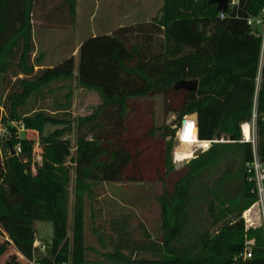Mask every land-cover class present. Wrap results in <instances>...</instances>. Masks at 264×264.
Here are the masks:
<instances>
[{"label":"trees","instance_id":"16d2710c","mask_svg":"<svg viewBox=\"0 0 264 264\" xmlns=\"http://www.w3.org/2000/svg\"><path fill=\"white\" fill-rule=\"evenodd\" d=\"M45 2L0 0V123L9 131L3 154L0 148V236L6 238L0 257L11 244L18 252L11 264H28L38 255L35 223L48 221L53 232L43 264H264V229H246L242 219L256 202L245 170L254 147L243 141V124L255 121L264 162V56L261 36L248 24L264 0H240L224 18L210 0H164L149 22L84 39L77 75L73 54L35 69L43 60L42 52L33 57L35 14L53 21L56 12L67 13L72 25L77 16L78 0H61L49 12ZM77 88L95 92L100 102L74 117ZM157 96L163 114H175L176 127L156 125ZM194 113L197 123L187 117ZM185 117L195 137L186 139L183 126L177 158H188L199 141L212 142L176 168L175 134ZM12 121L25 125L23 138ZM27 132L40 138L42 163L35 172L37 141ZM17 144L22 151L12 153ZM103 182H160L161 235L155 239L143 229L145 240L135 241L127 216L105 234L95 207ZM88 206L94 237L113 249L87 243ZM247 247L252 257L244 260ZM89 251L103 258L91 259ZM142 251L152 257L138 255Z\"/></svg>","mask_w":264,"mask_h":264},{"label":"rangeland","instance_id":"374dc122","mask_svg":"<svg viewBox=\"0 0 264 264\" xmlns=\"http://www.w3.org/2000/svg\"><path fill=\"white\" fill-rule=\"evenodd\" d=\"M164 0H78L76 21L72 25L66 17V14L58 12L52 15L49 21L45 19V15L38 11L35 14V47L38 49L39 55L44 53L43 61L45 67L55 65L59 60L66 55L74 54L81 42L94 34L111 33L119 26H129L138 22H149L161 8ZM61 0H50L48 5H51L49 12L53 7L59 5ZM59 14V15H58ZM44 17V18H43ZM264 56V49H263ZM77 57V56H76ZM263 61V57H262ZM76 73L78 72V59L76 61ZM10 79V78H9ZM259 88V81H258ZM3 86L0 88L2 92ZM72 104V113L74 117L87 115L92 112L93 108L98 105L100 98L95 92H89L83 89H75ZM53 96L49 97L45 103L52 102ZM156 125H169L171 128L176 127L174 121L175 114L170 113L167 116L163 114V100L161 96L156 97ZM12 127L17 138H23L25 134V125L22 121H12ZM22 125V126H21ZM249 131H255V121L248 123ZM51 128L48 126L47 129ZM183 126L181 125L176 130L175 145H174V161L176 168H180L190 158L195 157L204 149L205 143L199 141L193 145L191 155L183 160L177 158L176 147L180 143V137ZM8 128L5 122L0 123V148L1 153L4 151V144L8 141ZM243 135L245 130L242 128ZM28 136L35 137L39 143V135L36 132H27ZM76 132L73 131L68 138L71 141L72 151L75 150ZM19 145V144H17ZM16 145V146H17ZM183 153H188L189 149L186 146H181ZM14 148V147H13ZM70 201H69V231L71 237L72 230V206L74 199V174L70 182ZM162 184L160 182H103L99 186L98 204L96 209H101L98 214V221L105 234L111 231V226L120 221L122 217H128L129 229L135 241L145 240L144 230L146 229L152 238H157L161 235V221L159 216V207L156 201V196L162 192ZM86 232L87 243L92 247H97L102 251L111 250L113 247L109 245V240L106 241L108 246L99 245L96 237L92 233V215L89 206L86 210ZM253 220L256 224L260 223V219L255 211L252 213ZM36 242L38 245V255L40 258L43 255V246H48L51 243L53 225L48 221H36ZM6 238L0 236V243ZM89 258H103L97 255L94 251H89ZM138 255L152 257L150 251L138 252ZM17 258L16 250L13 245L9 244L4 255L0 257V264H11ZM24 262V261H23Z\"/></svg>","mask_w":264,"mask_h":264},{"label":"built area","instance_id":"2783aa9c","mask_svg":"<svg viewBox=\"0 0 264 264\" xmlns=\"http://www.w3.org/2000/svg\"><path fill=\"white\" fill-rule=\"evenodd\" d=\"M240 0H228V10L233 9L235 6L239 4ZM227 12L220 11V17L224 18ZM248 24L251 25L254 29L258 30L259 35L261 36L262 40V53L264 49V6L261 8L260 12L256 16L249 17ZM263 56V54H262ZM22 126V125H21ZM217 141V140H214ZM243 141H248L253 144L254 147V155L253 159L251 161H248L245 164V170L247 173V179L248 182L252 184V193L256 195V202L246 209L242 215V219L245 223V228H257L262 227L264 229V162L260 159L257 151H256V145L257 140L255 136V131H252V129L249 131V135L246 134L243 135ZM206 142L203 146L204 149L208 148L210 143L212 141H201ZM202 144V143H201ZM22 151L21 146L17 145L13 148V153H20ZM42 163V149L39 145V143H36L34 150H33V159H32V169L33 172L36 171L37 165H40ZM255 211V213L258 215L260 219V223L256 224L253 220L252 213ZM39 244L35 242V246L38 247ZM46 249V246H43V250ZM252 248L247 247L244 252L240 255L243 257L244 260L252 257ZM28 264H43L42 260L40 258H33L28 260Z\"/></svg>","mask_w":264,"mask_h":264},{"label":"water","instance_id":"95a60500","mask_svg":"<svg viewBox=\"0 0 264 264\" xmlns=\"http://www.w3.org/2000/svg\"><path fill=\"white\" fill-rule=\"evenodd\" d=\"M210 2L216 4L217 9H218L219 12H220V11H222V12H227V10H228V0H210ZM192 82H193V84H194L193 88H196V86H197V84H198L197 80H194V81H192ZM187 117H190V118L194 119L195 122L197 123V118H198V116H197L196 113H194V114H190V115H188ZM187 117H185V118L182 120V126L185 125V123H186V118H187ZM11 152L13 153V148H12V147H11Z\"/></svg>","mask_w":264,"mask_h":264},{"label":"bare ground","instance_id":"6f19581e","mask_svg":"<svg viewBox=\"0 0 264 264\" xmlns=\"http://www.w3.org/2000/svg\"><path fill=\"white\" fill-rule=\"evenodd\" d=\"M189 125H191L192 127L189 128L188 127ZM242 127L245 130V134L248 136L249 135L248 123L243 124ZM184 137L188 140H191L195 137L193 121H186V123L184 125ZM201 143H206V142H201Z\"/></svg>","mask_w":264,"mask_h":264},{"label":"crops","instance_id":"0c3cea01","mask_svg":"<svg viewBox=\"0 0 264 264\" xmlns=\"http://www.w3.org/2000/svg\"><path fill=\"white\" fill-rule=\"evenodd\" d=\"M50 0H46V8H45V11H47L46 9H49V7L51 6V5H48V2H49ZM55 17V14H54V16H53V18ZM35 25V24H34ZM35 27V26H34ZM34 35H35V29H34ZM94 35H96V34H94ZM94 35H91V36H94ZM80 46V45H79ZM79 49V48H78ZM78 49H77V51L73 54L74 56H75V59H76V61H77V59H78V57H76L77 56V53H78ZM38 54V49L35 47V51H34V53H33V57H35L36 55ZM43 55H44V53H43ZM68 55H72V53H70V54H68ZM68 55H66V56H68ZM65 56V57H66ZM63 59V58H62ZM61 59V60H62ZM60 61V60H59ZM58 61V62H59ZM44 63V61L42 60V65L41 66H39V65H37L36 67H35V69L36 70H38V69H40V68H44L45 67V65L43 64ZM76 70V69H75ZM75 74L77 75V73H76V71H75ZM243 128V127H242ZM16 254L18 255V252L16 251Z\"/></svg>","mask_w":264,"mask_h":264},{"label":"snow or ice","instance_id":"6c2138e0","mask_svg":"<svg viewBox=\"0 0 264 264\" xmlns=\"http://www.w3.org/2000/svg\"><path fill=\"white\" fill-rule=\"evenodd\" d=\"M188 127H189V128H191L192 126H191V125H189Z\"/></svg>","mask_w":264,"mask_h":264}]
</instances>
